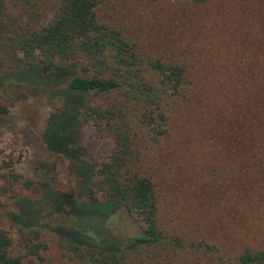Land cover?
I'll use <instances>...</instances> for the list:
<instances>
[{
  "label": "trees",
  "instance_id": "trees-1",
  "mask_svg": "<svg viewBox=\"0 0 264 264\" xmlns=\"http://www.w3.org/2000/svg\"><path fill=\"white\" fill-rule=\"evenodd\" d=\"M103 1L0 0V102L46 100L44 149L78 179L53 191L0 163V264H45L47 236L65 264H264V0L252 43L194 80L182 25L143 51L99 18ZM119 210L139 235L110 231Z\"/></svg>",
  "mask_w": 264,
  "mask_h": 264
},
{
  "label": "rangeland",
  "instance_id": "rangeland-1",
  "mask_svg": "<svg viewBox=\"0 0 264 264\" xmlns=\"http://www.w3.org/2000/svg\"><path fill=\"white\" fill-rule=\"evenodd\" d=\"M256 6L257 0H205L199 6L188 1L104 0L97 13L107 24L122 30L141 50H151L152 53H157L168 38H177L174 26L177 23L182 25L186 29L184 42L190 48L188 63L194 80L197 74L210 75L213 69L214 73L218 72L229 52L252 43L251 36L258 28V22L255 23L258 20ZM209 62H216L210 70ZM12 96V102H0L8 117V123L0 126V163L10 160L16 173L24 178H34L37 184L49 183L53 191L73 189L78 179L66 172L64 159L47 155L41 140L51 111L47 101L25 95L20 90H13ZM81 142L86 153H93V147L89 145L93 141L88 133L82 134ZM38 160L56 164L53 181L35 170ZM39 192L38 187L24 195L37 197ZM4 211L5 208L0 207V228L8 230L2 219ZM79 223L88 232H94L88 219ZM109 229L120 237L133 238L140 234L123 210L109 219ZM10 234L14 237L12 231ZM44 241L47 246L42 254L45 264H65L56 239L47 236Z\"/></svg>",
  "mask_w": 264,
  "mask_h": 264
}]
</instances>
